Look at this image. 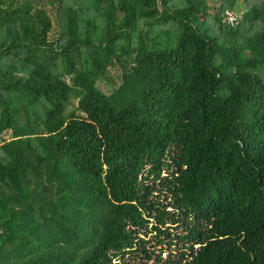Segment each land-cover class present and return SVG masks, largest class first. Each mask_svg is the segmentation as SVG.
Here are the masks:
<instances>
[{"label":"trees","instance_id":"16d2710c","mask_svg":"<svg viewBox=\"0 0 264 264\" xmlns=\"http://www.w3.org/2000/svg\"><path fill=\"white\" fill-rule=\"evenodd\" d=\"M239 3L0 0V264H264V0L233 28Z\"/></svg>","mask_w":264,"mask_h":264},{"label":"rangeland","instance_id":"374dc122","mask_svg":"<svg viewBox=\"0 0 264 264\" xmlns=\"http://www.w3.org/2000/svg\"><path fill=\"white\" fill-rule=\"evenodd\" d=\"M217 1H222V0H217ZM245 11H246V7L243 5V0H241V3L238 4L237 8H235L232 11V13L235 16V18H238L240 20L241 16L245 13ZM202 17H204V15ZM205 26L210 30L216 29V24L211 18L205 21ZM51 32L53 33V30ZM110 76L112 78V85L105 86L106 90H110L112 88L115 89L121 84V73L118 68L112 69L110 71ZM74 103L76 102L74 101ZM4 137L6 138L7 135H4Z\"/></svg>","mask_w":264,"mask_h":264},{"label":"built area","instance_id":"2783aa9c","mask_svg":"<svg viewBox=\"0 0 264 264\" xmlns=\"http://www.w3.org/2000/svg\"><path fill=\"white\" fill-rule=\"evenodd\" d=\"M224 19L226 21V24L229 25L230 27H236L239 24L238 18H235L233 13L231 11H226L224 13Z\"/></svg>","mask_w":264,"mask_h":264}]
</instances>
